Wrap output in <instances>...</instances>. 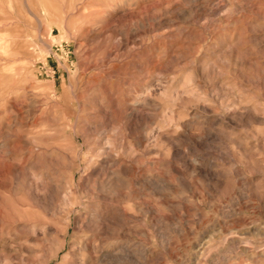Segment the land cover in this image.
Segmentation results:
<instances>
[{"label": "rangeland", "instance_id": "obj_1", "mask_svg": "<svg viewBox=\"0 0 264 264\" xmlns=\"http://www.w3.org/2000/svg\"><path fill=\"white\" fill-rule=\"evenodd\" d=\"M0 264H264V0H0Z\"/></svg>", "mask_w": 264, "mask_h": 264}, {"label": "bare ground", "instance_id": "obj_2", "mask_svg": "<svg viewBox=\"0 0 264 264\" xmlns=\"http://www.w3.org/2000/svg\"><path fill=\"white\" fill-rule=\"evenodd\" d=\"M106 159H107V158H106ZM92 221H93V222H95V223H98V222H96L94 219H93V220H91V222H92Z\"/></svg>", "mask_w": 264, "mask_h": 264}]
</instances>
